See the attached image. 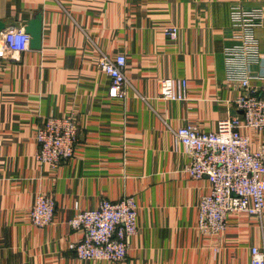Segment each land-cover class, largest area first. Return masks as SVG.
Wrapping results in <instances>:
<instances>
[{"label":"crops","instance_id":"crops-1","mask_svg":"<svg viewBox=\"0 0 264 264\" xmlns=\"http://www.w3.org/2000/svg\"><path fill=\"white\" fill-rule=\"evenodd\" d=\"M236 6L264 13V0H0L3 33L42 19L41 49L0 53V264H252V248H264V215L233 214L222 234L203 235L199 204L211 185L185 172L189 157L174 133L214 131L241 116L225 66ZM255 37L260 61L249 73L262 79L264 17ZM117 55L127 61L124 99L110 96L98 67ZM167 79L186 82V100L161 97ZM68 114L80 128L75 157L58 169L40 164L38 127ZM246 132L257 149L263 135ZM42 194L56 215L38 228L30 212ZM124 196L139 207L127 259L79 260L70 245L82 233L68 225L75 205L93 210Z\"/></svg>","mask_w":264,"mask_h":264},{"label":"built area","instance_id":"built-area-1","mask_svg":"<svg viewBox=\"0 0 264 264\" xmlns=\"http://www.w3.org/2000/svg\"><path fill=\"white\" fill-rule=\"evenodd\" d=\"M262 10L233 7L231 27L236 43L225 51L227 83L240 91L235 101L241 116H228L219 121L217 129L202 132L193 125L175 131L189 157L185 172L194 179L206 178L210 193L199 204V231L203 235H219L226 230L227 219L233 214H245L262 219L264 215V77L253 76L249 67L260 61L255 30L262 25ZM166 36L175 41L178 30L169 28ZM1 49L13 53L29 51L31 36L22 27L9 29L1 36ZM127 61L124 55L102 56L99 69L111 79L110 96H126ZM259 80L260 86L252 84ZM178 87V90L176 89ZM161 97L169 101L187 99L186 82L163 80ZM263 135L253 149V138L246 131ZM80 128L77 117L68 114L50 117L38 128L36 159L40 164L58 169L70 162L76 153ZM68 221L72 230L82 233L80 243L71 246L79 260L120 263L127 259L129 241L138 234L139 207L133 197L118 201L103 199L93 210L74 207ZM56 203L50 195H39L30 212L33 226L43 228L53 224ZM252 264H264V248L251 250Z\"/></svg>","mask_w":264,"mask_h":264},{"label":"water","instance_id":"water-1","mask_svg":"<svg viewBox=\"0 0 264 264\" xmlns=\"http://www.w3.org/2000/svg\"><path fill=\"white\" fill-rule=\"evenodd\" d=\"M6 30V24L0 21V36ZM26 33L31 36L30 47L35 50L41 49L42 46V19L38 15L33 19L25 29Z\"/></svg>","mask_w":264,"mask_h":264},{"label":"rangeland","instance_id":"rangeland-1","mask_svg":"<svg viewBox=\"0 0 264 264\" xmlns=\"http://www.w3.org/2000/svg\"><path fill=\"white\" fill-rule=\"evenodd\" d=\"M0 51H1L0 53H6V54L9 53V54H11V55L14 54L13 52H10V51L5 50V49H1ZM75 117H76V116H75ZM49 118H50V117H49ZM46 120H47V119H46ZM46 120H45V121H46ZM45 121H43V123H42L39 127H41V126L44 124ZM78 124H79V123H78ZM39 127H38V128H39ZM37 131H38V129H37ZM248 131H250V130H248ZM252 132H253V131H252ZM253 133H254V132H253ZM36 137H37V133H36ZM79 142H80V141H79ZM79 142H78V146H79ZM37 145H38V144H37ZM42 165H43V164H42ZM53 169H55V168H53ZM42 195H47V194H42ZM38 196H39V195H38ZM50 196H51V195H50ZM125 197H131V196H124V197H122V198H125ZM122 198H121V199H122ZM36 200H37V199H36ZM35 203H36V202H35ZM33 207H34V206H33ZM33 207H32V208H33ZM31 210H32V209H31ZM82 239H83V236H82ZM81 241H82V240H81ZM81 241H79V242H77V243H73L72 245H76V244L80 243ZM72 245H70V249H71V246H72ZM82 261H90V260H82Z\"/></svg>","mask_w":264,"mask_h":264}]
</instances>
